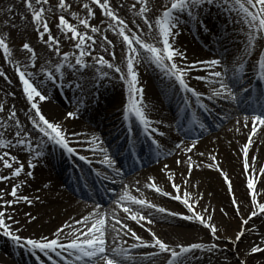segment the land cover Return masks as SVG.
Here are the masks:
<instances>
[{
    "label": "snow or ice",
    "instance_id": "snow-or-ice-1",
    "mask_svg": "<svg viewBox=\"0 0 264 264\" xmlns=\"http://www.w3.org/2000/svg\"><path fill=\"white\" fill-rule=\"evenodd\" d=\"M139 8L136 15L141 18L143 25L147 28H142L140 24L135 21H126L119 14V10L124 5L113 6L112 0H91V3H84L83 8L86 10V15L81 17L78 12L71 11L72 4L68 0H58L55 7L60 10L61 14L58 16V23L55 25L58 31L65 34L68 40L74 43L76 51L64 52L62 56V62L56 64V71L60 73L57 77L52 71H47L46 79L40 80L39 85L35 82L37 74L29 71V67H35L37 61V53L34 47L25 42L22 45V50L30 54L29 64L16 66L15 70L18 73L19 81L22 82V91L26 96V101L30 104V113L27 118L30 120L33 128L46 137L48 140L56 145H59L62 149H65L68 153L73 154L77 152V149L70 146V138L67 130L61 123L50 121L42 112L41 102L48 101L49 95L44 94V86L48 82H56L61 80L64 76L63 69L65 65L68 68L78 70L79 67L89 68L95 65L103 66L105 69L113 70V73L119 74V79L124 81L128 87V101L124 112L125 120H136L143 127V131L148 136H153L159 132L158 128L153 127L155 123L149 118L148 106L144 103V89L140 87V72L138 65L141 61L145 63L155 65V67L161 69L166 76L170 79L178 82L185 91L192 93L196 96L197 101L200 100L201 94L196 89L191 88L187 82V77L191 72L206 66L208 68H216L221 64V60L212 59L208 61L202 60H188V54L185 50L176 45V38L179 37L180 27L182 24L181 15L198 16V9L208 4H214L217 0H170V6H164V10L159 17L154 20H150L149 16L153 12V8L150 6V0H137ZM27 13L31 16V24L36 31L39 40L51 48L56 55H60V39L53 35L52 28L50 27V15L52 14V7H45L49 5V0H22ZM100 9L102 15L107 18L106 27L101 28L91 24L90 19L95 17L94 7ZM221 7L228 8L229 11H235L240 19L237 21L243 24L246 31V46L243 49L246 56H250L255 51L258 42L264 41V0H221ZM133 9H137V4L132 5ZM11 13L13 8L6 9ZM74 18L77 23H72L69 18ZM23 19L27 20V16ZM6 25L12 29L16 27L13 20L9 19L5 21ZM129 23L132 24V28L129 27ZM200 21L197 20V24ZM81 26L84 31H81ZM206 27V26H205ZM133 28L136 31H133ZM92 34H99L101 39L97 42V37ZM113 33L115 36L121 38L122 44L119 53L120 62L116 63L117 52L116 45L112 39H109L107 33ZM70 34V35H69ZM149 38L151 42H149ZM10 37L0 35V50H2L5 58H8V62L12 64L13 50L10 48V44L7 42ZM100 48L102 52L106 53L108 58L104 55L97 54L93 57L94 64L89 65L86 62V57H92V52L95 48ZM78 53V54H77ZM74 60V62H73ZM180 61L179 63L177 61ZM123 65V67L121 66ZM257 66L259 71V79L264 80V50H262L257 57ZM244 65L240 64L242 70ZM43 72L44 69H41ZM102 75L107 77L109 73L102 71ZM211 77L215 83L219 84L218 89H214L212 94L208 96L209 100L223 99L233 101L237 99V95L233 92L232 88L222 79L225 73L221 71H212ZM0 76H5L3 71H0ZM197 80H202L204 77L197 76ZM251 83V81H249ZM63 83L61 82V85ZM247 91V89H244ZM206 107V105H201ZM5 111V105L0 104V112ZM253 115L251 117L245 116L243 118V126H249V119H251L250 134L248 135L247 142L242 148L243 156V169L248 173L246 177V187L250 192L251 203L254 205L247 219L241 218V230L235 234V241L239 242L241 238L245 236L246 226L254 217L264 216V202L260 200V194L257 191V185L261 182L260 178H264V167L257 169L255 164L249 162V151L253 146V137L257 136V133L264 129V103L259 105V108L252 109ZM67 118L75 119V112H68ZM8 119L14 124V140L3 138L5 133L0 132V149H5L0 153V182H8L12 184L10 192L8 190H0V232L4 236L10 237L12 241L23 246H28L30 252L42 253L52 264H124L125 260H131L133 257L129 254L130 250L125 248L118 241L123 237L131 236L136 243L132 245L136 249H155L148 253L147 257H141L140 259L155 257L159 254H168L166 264H190L189 256L194 254L197 250L200 251H214L219 246L216 243L204 244V243H190L187 245L176 244L173 246L171 243L166 242L156 232L148 228V232L151 234V240H145L136 231L133 230L127 221H133L136 224L144 227L143 222H147L148 225L153 223L154 218H149L139 211L134 210L133 205L139 206L141 209L150 208L157 209V206L150 203L143 198H137L131 195L125 186V190L119 195L115 201L117 205L122 209L124 218L117 216L116 211L113 210L111 215L108 212H104L97 205L95 210L90 211L89 214L83 215L82 218L76 219L75 224L81 225V228H73L72 224H64L63 227L58 228L52 238L47 236L39 238H24L12 230V226L8 221L19 224V221L14 219V216L9 215L6 209L20 204L22 202L27 204H33L35 201L40 200V196L37 195L34 199L28 195L18 194L19 189L24 187L28 179H34V171L37 167V163L34 161L43 155L42 151H35L32 159L26 161L30 170L26 171V164L22 162L17 155L12 154V150L17 151L25 150L28 152L34 151L32 149L31 133H27L21 124L17 113L14 110H9ZM237 124L241 121L237 120ZM259 125V127H258ZM8 125L4 122H0V128L7 131ZM203 128L204 125L200 124ZM239 131V128L236 129ZM79 133H72V136H78ZM160 136H164V132H159ZM98 137H93L91 143L96 147L92 148V151L99 149L104 152V160L102 163L106 164L108 168L113 169L115 175L119 176L121 171L115 167V160L108 155L107 150L100 147L97 143ZM102 143V142H100ZM183 145V141L177 144L179 149ZM37 148L41 145L37 144ZM197 147V144L191 143L186 151L191 153L193 149ZM132 149H130L131 151ZM204 155L203 152L200 153ZM81 160H86V156H80ZM256 158L253 157V161ZM212 161H216V156H211ZM177 164L181 161L177 160ZM184 163L188 166V176H191V171L195 162L192 161V157L188 156ZM199 167V165H195ZM165 169L168 165L164 166ZM209 168L213 167L212 164L208 165ZM217 171L221 172L223 179L225 180L229 191H232V181L226 172L220 168V165L215 164ZM7 170V172H5ZM20 179L18 183L15 181ZM107 178V177H105ZM168 179L171 182V187L175 190V195L168 191H164L160 188L155 178H152L151 182L146 185L147 188L153 189L156 193H160L163 196L171 197L175 201L181 202L188 210L189 214H180L177 212L167 213L171 217L180 216L183 220L197 221L204 227L210 229V234L215 240H219L221 237L217 235L219 229L212 223V214L205 215L198 212L194 205H198L203 196H199L193 200L191 193L187 191L185 187L183 194L181 195V185L175 182L174 176L169 173ZM184 185H188V179H184ZM45 188L48 185H44ZM139 191V188L136 189ZM6 195H10L11 199H5ZM232 204L237 213L240 211V205L236 200L235 194L231 197ZM160 213H165L166 209L161 207L157 209ZM214 212V210H212ZM223 211V210H222ZM203 212H209L208 208H205ZM29 221H35L37 218L31 213L25 214ZM227 215V213H225ZM72 228V232L65 234L64 229ZM62 234L65 235L67 242L61 239ZM264 242V241H262ZM126 243V241H125ZM67 253V255H64ZM251 254L264 253V247L259 244L253 246L250 249ZM52 254L56 257H62V260H53ZM39 260V256H37ZM40 264H44L43 261ZM244 264H247L245 261Z\"/></svg>",
    "mask_w": 264,
    "mask_h": 264
},
{
    "label": "bare ground",
    "instance_id": "bare-ground-1",
    "mask_svg": "<svg viewBox=\"0 0 264 264\" xmlns=\"http://www.w3.org/2000/svg\"><path fill=\"white\" fill-rule=\"evenodd\" d=\"M219 31L220 29L218 27H214L212 29L211 34H214L215 37L217 35H221L224 37L223 39H219V40H217V37L215 38V41L219 43L218 45H215V46L222 48L220 44L224 43L228 39V37L223 34H220ZM184 32L185 30L181 32L180 38H183ZM234 34L236 35V37H240L239 33L236 32ZM204 37L205 36L201 35V38H204ZM149 41H151L150 38H149ZM180 48L187 52L188 60L190 58H193L192 61H194V58L195 60H202V61H207L206 59L211 60V58L199 59L201 58V56L196 59V57L199 55L203 54V57H206L208 56V54L207 52H204L198 46V44H196V42L191 39V37L183 38V44H182V47L180 46ZM230 49H235V48L233 47V45H230ZM211 72L212 71L210 68V70L205 71L204 73L209 80L214 81L210 75ZM150 77H152V75H150ZM142 79L143 81L147 82L145 92H146L147 99L149 101V105H148L149 110L157 114L160 118H162V120L169 119L170 110L173 107V103L172 102L170 103L169 101L165 102L163 95H162L163 100L161 99V97L158 95V93L154 89V86L152 84L154 82L152 78H149L148 76V77H142ZM196 84L200 87L202 91L206 90L207 92L212 94L213 91L211 89L204 88V86L199 83H196ZM110 90L111 89H109V91ZM90 93H92V91H90ZM109 93L110 95H113L109 101L110 108L105 109V107L102 105L98 110L95 111L96 114L94 115V119L99 122L100 126L104 124H110L108 130H111L114 128L116 124H118L117 112L121 108V106H119L118 103H119V100L124 99V96H123V91L118 90L117 88H115V90L113 91L111 90L110 92L103 90L101 95L102 97H105V95H109ZM4 97L5 98H2V100L4 101L6 100L7 102L5 103L6 109L8 107V104L9 105L12 104L14 107L18 108L17 115L23 116L24 129L26 130L29 128L33 130L31 132L35 136V141L38 144H41L43 142V138L40 136V134L37 131H35V129L31 125L30 120L27 118L28 114L31 111L29 102L23 99L20 95H15L12 92H7V90L4 92ZM50 99L51 100H49L48 103H44L43 105H41L42 112L45 114V116L50 118L51 121L52 120H54L55 122L61 121L62 126L67 130L68 133L72 134L74 132L80 133L84 131L80 121H78L77 119H72L69 121V118H67L66 116L67 111L66 110L64 111V109H62L64 108L62 107L64 105L61 101H59V99H57L56 97H53ZM57 100L59 101L60 106L56 104V102H58ZM115 104L118 106H114ZM170 105L172 107H170ZM226 112L229 115L227 116V118H230L232 116V119L226 122L227 123L226 127H222L220 129L221 133L218 135L216 134L217 136H211V138L209 139L207 143H202L200 146L197 145L195 149L206 148L210 143H217L218 146H220L222 157L225 158V161L220 165V168L225 169L229 173L231 181L233 178L232 185H234L236 197L237 199H239L241 203H243L242 205L244 207V212H245V210L249 208L248 207V197L246 198V193H245L246 189L242 188L240 181L238 182V176L240 172L238 169V162H241V155H240V159L238 160L237 158L233 157L231 153H234L236 151V147H235V143L233 139L234 138L240 139L245 133L246 128L244 126H241V123H243V120L240 117H237V116L233 117V114L230 115L231 112L229 110H226ZM107 118H109V120H106ZM237 120H240L241 123L237 124L236 123ZM162 124L166 125L165 121H163ZM81 127L83 130L81 129ZM237 128H239L238 132H236ZM229 130H231L232 133L226 132ZM257 135H258L257 136L258 139H256V142L254 141L253 146L251 148V151L254 154V156H259L258 151L261 148V147L257 148L256 146L257 141L259 140L260 143H264V129L258 132ZM135 139L137 140V137ZM163 143L166 146L165 147L166 154H170V157L166 159L167 161L165 162V164L162 162L164 165L169 166V168H167L166 170L167 175L171 173L175 178V182L179 185H182L181 192H183V190L186 187L187 191L191 193V196L193 195L192 196L193 200H195L196 195L203 196L202 201H200V203L196 205L199 207L200 212L203 213L205 217H207V215L209 214H212L213 216L212 223H214L218 227V229H220V232L229 231V228H228L229 221L224 222V220H222L221 217L219 216L218 210H217V205H221L224 202V200L219 194V191H217V183L219 182L218 180L219 176L217 175L218 173L205 170L203 168L204 164L201 163L200 159L196 157V154L194 152L193 156L191 155L192 161L195 162V165H199V167H196L194 165L193 167L195 168L192 169L191 176L189 177L188 176V171H189L188 166L186 163H184V161H186L187 158H184L181 155L177 156V154L174 155L172 151L180 152V150H175L174 148L171 150L169 146L170 142L168 143V142L163 141ZM255 146L256 148L252 150L253 147ZM145 149L146 148H144V151ZM4 150L5 149H0V153H2ZM140 150L143 151V146L140 148ZM99 157H103V154L101 153ZM251 158L253 159V156H251ZM177 160L181 161V163L177 164L176 163ZM0 167H2V165H0ZM57 167L59 169L62 168L60 164H57ZM37 173H38L37 178L35 180L28 179L27 184L21 189H19L18 194L28 195L30 198H33V199L37 195H39L40 196L39 202L36 203L35 201L34 206H30L29 204L22 202L20 204L14 205L6 209L9 215L14 216V219L16 221H19V224L13 223L12 221H8V222L11 224L13 231H16L17 229L19 230L18 234L20 236L22 232L24 231L23 235L24 234L28 235V236H24L25 238H28L29 236L31 238H39V237H44V236L52 238L53 233L58 228L63 227V225L66 224L67 221L70 220L69 224H71L72 222L74 223L76 219H80L83 215H87L89 214L90 211L95 210V209H90L88 207H85L82 201H80L74 196H71L65 191L60 190L58 179L54 177L53 174L52 175L49 174L44 169H38ZM101 174L106 175V173H101ZM139 175L140 177L138 178L136 177L128 178L123 183L125 185L122 184V186L118 188L117 194L115 195L113 201H111L109 205H107L106 207H103V209L101 210L104 212H108L109 215H111L112 211L115 210L117 216L124 218V213L122 209L119 207V205L113 202L116 201L119 195L123 193V191L125 190V186H126L127 190L133 196L142 197V198L144 197L154 202L156 201L163 208L166 207V209L168 210L172 209L171 212H177L180 214L182 213L189 214L187 208L181 202L175 201L171 199V197H167L170 200H172L171 202H165L160 196H158V193H156L153 189H149L143 186L142 181L139 179L145 177L146 175L150 177L154 176L158 179V182L166 184L164 177L161 175V173L157 171V168L144 170L141 173H139ZM67 176L76 185V182L71 178V174H67ZM185 178L188 179L187 186L184 185ZM20 179H24V177L22 176L21 178H18L15 181V183H18ZM132 183H139V185L136 186L135 188V189L139 188V191L132 192L130 190L132 187H134V186H131ZM261 184L264 185V178L262 179ZM44 185H48V187L45 188ZM0 190H7L6 182H0ZM79 193L82 194L81 192ZM175 194L176 193L173 192V195ZM4 198L11 199L10 195H6ZM115 204L116 206H118V208H115ZM132 207L134 208V210L141 212L145 216H148L149 218H154L153 223H155L154 226H155L156 234L160 236L162 239H164L166 242L171 243L173 246H175L176 244H184V245L190 244L188 243L190 239H198L199 236H204L203 240L211 239L210 233L208 232L210 231V229L208 228H206V230L202 229L203 225H201L200 223H198V226L192 227L190 226L191 222H189L188 220H180V221L173 220L174 222L177 221V223L181 224V226L183 227H178V228L175 226L169 227L168 225L164 224L169 221L166 215L159 213L157 211H153L151 209H147V208L141 209L139 206H135V205H133ZM205 208H208L209 212H203ZM212 210H214V212ZM26 213H31L37 219L35 221H29L28 217L25 215ZM177 217H180V216H177ZM62 220H66V222H63V224L60 225V221ZM258 220L259 218L252 222L257 223L259 225ZM162 222L163 224H161ZM235 224L237 225V222L236 223L234 222V225ZM129 226L131 228L135 227L134 225L131 226L130 224ZM259 226L262 227V231H263L264 230L263 225H259ZM256 230H258L257 227H256ZM70 232H72L71 228L64 229L65 234L70 233ZM233 237H235V235ZM221 238L225 240L224 236H221ZM61 239L67 242L64 234H62ZM244 239H247V238H244ZM10 246H11L10 242L7 239L0 236V264L8 263L7 260L3 256L5 250L8 251L9 255L12 258L18 257L20 259V256L18 254L12 253L11 251H9ZM220 246L223 247L224 245L221 244ZM240 248H244V246H241ZM142 250L143 249H138L135 251L138 252ZM153 251H157V250L147 249L148 253L153 252ZM197 252L198 251H196L194 254L189 256V259L193 255H196ZM165 255L168 256V254H159L155 257L140 259L141 257H147L148 254H145V256H142V255L140 256L138 254H131V256L133 257V259L131 260H135V263L133 264H166L167 258L164 257ZM212 256L214 257V255ZM252 260L253 258H248L247 261L252 262ZM128 261L130 260H125L124 264H127ZM205 262L206 261L196 262L194 260H191L190 264H205ZM26 264H33V263L27 262Z\"/></svg>",
    "mask_w": 264,
    "mask_h": 264
},
{
    "label": "rangeland",
    "instance_id": "rangeland-1",
    "mask_svg": "<svg viewBox=\"0 0 264 264\" xmlns=\"http://www.w3.org/2000/svg\"><path fill=\"white\" fill-rule=\"evenodd\" d=\"M68 2L72 4L71 11L78 12L81 17H84L87 13H86V10L83 8V4L84 3H91V0H68ZM219 2L221 4V0H219ZM57 3H58V0H49V5H46L45 7H52V9H53L52 14L50 15L49 23H50V27L52 28L53 35L58 37L61 41V43L59 45L60 52H61L60 55H56L51 48H49L48 46H46L45 44H43L39 40L38 35H37L36 31L34 30L32 24H31V16L27 13V10H26L24 4L22 3V0H0V35L10 37V39L7 42L10 44V48L13 50L12 57L10 58L12 60V64H10L8 62V58H5V56L2 53V50H0V71H3L5 73V76H0V100H2V95L6 90H7V92H8V90H12L15 95H20L24 99L26 98L24 93L20 94V86L17 85L18 80H19L18 73L15 70L16 66H20V65L30 63V61H29L30 54L27 53L26 51L22 50V45L25 42L30 43L34 47V49L37 53L36 66L34 68L29 67L28 70L31 72H35L37 74V78L39 76V79H44L43 76L46 75L47 71H52L57 76L58 71H56V64L58 62H62L63 53L76 51V49L74 48V43L70 42L68 40V37L65 36V34H63L62 32L58 31L57 28L55 27V25L58 23V16L61 14L60 10H58L55 7V5ZM112 3H113L114 7H116L117 5H121V4L124 5V7L119 10V14L122 16V18H124L126 21H135V23L140 24L142 28H145V32H146V27L143 25L141 18H139L136 15V12L139 8V4H138L137 0H112ZM133 4H137V9L132 8ZM169 5H170V0H150V6L153 8V12L149 16L150 20H154L155 18L159 17L160 14L162 13V11L164 10V6H169ZM215 6L216 7L213 6L215 9H218L221 11H219V12L216 11V13H215L212 6L210 7V6L206 5L204 7L205 9L202 12L204 14V16L202 17V20H204V21L207 20V25L205 23H204L205 25L204 24H202V25L209 27V29L210 28L213 29L214 27H218L220 29L219 33L223 34L225 36L231 35V34L235 35L234 33H236V32L242 33L239 27L244 26V25L240 24V23H239V27H237L235 25V22L238 23L237 21L239 20L236 12L235 11H229L228 8H225V7H217V5H215ZM93 7L95 9V17L90 19L91 24L98 26V27H101V28L106 27L107 18L102 15V12L100 9L96 8L95 6H93ZM8 8H13V11L11 13L7 12L6 9H8ZM220 12L226 13L228 15L227 16H224L223 14L221 15ZM24 16H27V20L23 19ZM232 16H234L235 18H232ZM67 18H69L72 23H77V21L74 18H72V17H67ZM197 18H200V15H198ZM9 19H11L15 22L16 27L14 29H12L6 25L5 21L9 20ZM129 27L132 28L131 23H129ZM242 29H244V27ZM84 30L85 29H83V27L81 26V31H84ZM133 31H136V29L133 28ZM89 34L96 36L97 42L99 43V41L101 39L99 34H92L91 32H89ZM107 34L109 36V39H112L113 43L116 45L115 50L117 52V60H116V62H117L120 60L119 53H120L121 44H122L121 38L118 36H115L111 32H109ZM188 36H190V35H188ZM235 37H236V35H235ZM241 37L242 38L236 37V39H231V41H233V44L235 45V52L240 53L245 48V45H243L242 43L244 41H246V36H241ZM218 38H220V36H218ZM237 41H241L242 43L239 45ZM205 43H206V41H205ZM182 44H183V42L181 41L179 46L182 47ZM256 48L257 49H255V51L252 54L253 59H256L258 57L259 53L261 52V50H264L263 42L262 41L258 42V46ZM97 54L104 55L105 58H108L107 54L102 52L101 49L97 47L92 52V57H86L85 58L86 62L90 66L94 64L93 57H96ZM229 54L231 56V60L233 63H238V62L242 61L241 56L234 54L233 51L231 53L229 52ZM209 57L214 58L216 56L212 55ZM248 58H249V56L245 57V59H244L245 64L248 62ZM196 59H197V57H196ZM190 60H193V58H190ZM194 60H195V58H194ZM141 63H143V61H141ZM141 63H140V65H141ZM253 65H255V64H253ZM122 67H123V65H122ZM41 69H44V71L42 72ZM84 69L91 70V71H99V69L97 68V65H95L94 67H89V68H84ZM141 74L143 76L142 72H140V75ZM145 75L148 76V74H146V73H145ZM115 78H116V76H115ZM5 80L7 81V83L5 82ZM35 82L39 85L38 80H35ZM91 82H92V84H95V87H96V85H97L96 82H98V81L91 80ZM108 83L111 84L108 80H106V84H108ZM47 84L48 83H46V85ZM119 88L122 91V86H119ZM112 89H114V87H112ZM123 89H124V87H123ZM54 90H56V88H54ZM44 93H45V89H44ZM45 102L48 103L47 101H45ZM107 103H108V99H107ZM122 103H127V101L125 102L121 99V100H119L118 105L121 106ZM93 105L97 106V107H99L101 105L104 106V102H99L97 105H96V102H94ZM118 105L115 104V106H118ZM105 106H106V102H105ZM15 108L16 107H14L12 104H10V105L8 104L7 109L5 108L6 112H0V122H4L6 125L9 126L7 131H5V129H3V128H0V132L5 133V135L3 137L5 139H13L14 140V129H13L14 125H13V122L8 119V115H9V110L16 111ZM16 113H17V111H16ZM17 117L20 120V117H22V115L21 116L17 115ZM84 124L87 125L86 123H84ZM226 125H227V123L223 124V127H226ZM241 126H243V125L241 124ZM88 127L93 130V128L91 126L88 125ZM226 132L232 133L231 130L226 131ZM236 132H238V131H236ZM217 133L220 134L221 130L217 131L216 133H214L212 135L210 134L208 137L203 139L200 143H207L209 141V139L211 138V136H217L218 135ZM246 137H247V132L245 131V133L243 134V136L240 139H236V138L233 139L234 143H235L236 151L234 153H231V155H233V157L237 158L238 160L240 159V155H241V162H238V169L240 171L239 176H238V182L240 181L242 188L246 189L245 193H246V198L248 197V207L249 208L247 210H245V212H244V207L242 205L243 203H241L239 201V199H237V197H236L234 185H232V191L230 192L228 187H227L225 180L222 177V175H220L218 173L217 175L219 176L218 177L219 182L217 183V191H219V194L222 197V199L224 200V202L221 205H217V210H218L219 216L221 217L222 220H224V222L229 221L228 222L229 231L220 232V229H219V231L217 233V235H219L220 237L224 236L225 240L220 238L217 241V240H215L214 237L211 236V234H210L211 239H209V240H203L204 236H199L198 239H190V241L188 243H204V244L216 243L219 247L217 249H215L214 251H210V252L197 250L198 252L196 253V255H193L190 259L188 258L189 261H191V260H194L196 262L206 261L205 264H209V263L210 264H244L245 261L247 262V264H264V253H255V254L250 253V249L257 244H259L261 247H264V242H262V241H264V230L262 231V229H260L258 227L259 225L264 226V219H263L264 216H259L260 217V219L258 220L259 225L257 223L252 222L253 220H255L256 217L252 218V220L249 222V225L246 226L247 230L245 232V236L243 238H241V240L239 242H236L235 237H233L239 230H241V218L247 219L248 216L250 215L251 210L254 207V205L251 203L250 192L246 187V177H247L248 173L245 172V170L242 168L243 167V156H242L241 150H242L243 146L245 145V143L247 142L245 140ZM256 139H258V137L257 138L253 137V140L255 142H256ZM172 143L174 146L175 141H173ZM256 146H257V148L261 147L260 150L258 151L259 156H254V154L251 151L250 157L253 156L256 158L253 161V163L255 164V167L257 169H259L261 167H264V160H263V158H264V143H260V141L258 140L256 143ZM256 146L253 147L252 150H254L256 148ZM176 149H178V148H176ZM194 152L196 154V157H198L200 159L201 163L204 164L203 168L207 171L211 170L208 167L209 164L214 165L217 162L221 161V163H219L221 165L225 161V158L222 157L221 148H220V146H218L217 143H210L206 148L195 149ZM201 152L204 153L203 156L200 155ZM34 153H35V151H32L29 154H27L26 157L20 153L17 155L19 157H25V158H19V157L18 158L22 162H25L26 168H27L26 171L30 170L27 166L26 161L28 159H32V157L34 156ZM213 155L216 156V161L211 160V156H213ZM177 156H178V154H177ZM164 166L165 165L162 164L158 168L157 167L156 168H157V171L159 173H161V175L164 177L166 184L160 183V182H158V179L156 177H154V176L150 177L148 175H146L143 178H140L139 180H141L143 183V186L146 187V185L151 182V180H152L151 178H155V181L160 188H162L164 191H168V192L173 194V192H175V190H173V188L171 187V182L168 179V175L166 173L167 169H165ZM168 168H169V166H168ZM221 169L223 170V172H225L223 168H221ZM196 170H197V168H196ZM210 172H212V171H210ZM227 174L229 176V173H227ZM229 179L231 180L230 176H229ZM260 179L262 181L263 178H260ZM232 181H233V178H232ZM138 185H139V183H132L131 186H134V187H132L130 190L132 192H135L136 191L135 188ZM11 186H12V184L6 182V187H7L8 191H10ZM181 188H182V185H181ZM257 191L260 194L261 202H264V185L261 184V182L257 185ZM233 193L235 194L236 200L240 205L239 213H237L235 211L234 206H233L232 201H231V197H232ZM182 194H183V192H181V195ZM158 196H160L163 199V201H165V202H171L172 201L169 198H167L166 196L164 197L160 193H158ZM198 197L199 196L196 195L195 199ZM137 198H142V197H137ZM143 199H146V198L143 197ZM146 200H148L150 203L155 204L157 206V209L162 207L156 201L154 202V201H151L149 199H146ZM110 201H112V200H109V203H110ZM200 201H202V200H200ZM38 202L39 201H36V203H38ZM105 203H106V201L103 202V205H105ZM113 203H115V201ZM34 204L35 203L30 204V206H34ZM194 207L196 208V210L198 212H200L198 206L194 205ZM115 208H118V206H116V204H115ZM147 209H150V208H147ZM157 209H151V210L159 212ZM165 209H166V207H165ZM116 210H118V209H116ZM171 210L166 209V214L162 213V214L166 215L167 219L169 220L168 221L169 223L167 222L164 224L168 225L169 227H172V226H175L177 228L183 227V226H181V224L177 223V221L176 222L173 221V220H178V221L183 220V219H181V217H171L167 214V213L171 212ZM225 213H227V215H225ZM120 218H123V217H120ZM233 218L235 219V221ZM69 221L66 222V220H62V221H60V225L63 224V222H66L67 224H69L70 223ZM189 222H191L190 226H192V227L198 226V223H199L197 221H189ZM234 222L235 223L237 222V225L236 224L234 225ZM128 223L131 226L132 225L135 226V227H133V230L136 231L137 234L140 235L143 239L151 240V234L148 232L147 229L151 228L152 231L155 232V226H154L155 223L148 225L147 222L145 221V222H143L144 227H141L140 225L136 224L133 221H128ZM71 224L73 225V228H81L82 227L81 225L75 224V222L74 223L72 222ZM161 224H163V222ZM256 227L258 230H256ZM202 229L206 230V227L203 226ZM14 232H16V231H14ZM208 232L210 233V231H208ZM23 233H24V231L22 232L21 237L28 236L27 234L23 235ZM0 234H3V233L0 232ZM244 238H247V239H244ZM125 241H126V243H125ZM119 243L122 244L125 248H127L128 246L135 244L136 241L131 236H127V237H123L121 240H119ZM246 243H248V244H246ZM221 244H223L224 246L223 247L220 246ZM241 246H244V248H240ZM211 253H213V254H211ZM137 254L140 255V252L138 251ZM212 255H214L215 258ZM4 258H6V256H4ZM248 258H253L252 262L247 261ZM6 260L8 263H12L11 260L9 261L7 258H6ZM133 263H135V260H130L127 262V264H133Z\"/></svg>",
    "mask_w": 264,
    "mask_h": 264
}]
</instances>
